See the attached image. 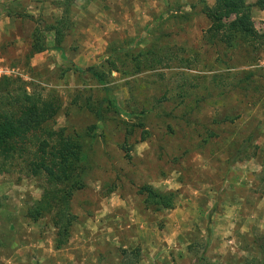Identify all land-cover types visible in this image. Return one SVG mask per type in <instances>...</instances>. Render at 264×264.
<instances>
[{
	"label": "rangeland",
	"instance_id": "rangeland-1",
	"mask_svg": "<svg viewBox=\"0 0 264 264\" xmlns=\"http://www.w3.org/2000/svg\"><path fill=\"white\" fill-rule=\"evenodd\" d=\"M210 1L0 0V80L14 82L0 89L47 117L21 156L0 154V264L264 261V11L263 38L227 44L210 37ZM74 65L96 67L121 114L97 119L104 86ZM61 135L85 158L52 186L30 164ZM48 189L71 191L60 248L55 212L28 216Z\"/></svg>",
	"mask_w": 264,
	"mask_h": 264
},
{
	"label": "trees",
	"instance_id": "trees-1",
	"mask_svg": "<svg viewBox=\"0 0 264 264\" xmlns=\"http://www.w3.org/2000/svg\"><path fill=\"white\" fill-rule=\"evenodd\" d=\"M65 1L66 3H71L74 0ZM254 7L264 11V0H258L255 4H248L246 0H215V4L212 7L206 6L204 14L213 21L210 37L220 35L221 39L225 40L227 44H231L238 38L245 41L263 38V35H260L256 29L252 17V9ZM229 17H233V19L227 23L226 19ZM62 24L63 22L60 21L53 28L56 32L57 42L59 43L58 50H62L60 48L62 42L60 26ZM44 50L42 48L38 52ZM73 68L76 73L90 74L98 83L104 86L105 97L96 111V116L99 121L104 119V107L114 114L118 115L122 113L117 100L112 94L111 88L106 86L105 80L97 72L95 66H91L86 70H82L75 65ZM1 84L8 87L13 85L14 82H11V79H4L0 80ZM10 92L7 88L0 89V148H4L0 154L4 155L5 159L10 158L14 152H18L20 154L19 156H21L24 150L22 145H25L26 140L30 139L28 135L38 132L42 127L41 125L47 119L45 115L46 111L41 109L40 103L35 97L19 93L9 99L12 96ZM61 136L56 142L57 145L54 144L51 149H48V144L42 143L40 153L35 154V158L30 164L33 175H47L52 186L70 181L71 176L67 173L69 166L75 164L77 161H83L85 158L84 156H80L81 153L78 146H73L69 138ZM5 169V165L1 166L0 162V173L4 172ZM73 183V186H75L74 181ZM144 191H146L148 198L152 199L154 204H157L159 207H171L172 201L170 197L156 193L149 187H145ZM59 193L53 190L49 191L48 189L43 200L38 204L36 203L35 207L28 213L29 217L37 219L46 211L55 212L54 223L58 230L56 240L58 248L65 245L68 241L69 228L75 218L69 211L71 191L67 193L62 191L61 194ZM260 264H264V261Z\"/></svg>",
	"mask_w": 264,
	"mask_h": 264
},
{
	"label": "crops",
	"instance_id": "crops-1",
	"mask_svg": "<svg viewBox=\"0 0 264 264\" xmlns=\"http://www.w3.org/2000/svg\"><path fill=\"white\" fill-rule=\"evenodd\" d=\"M210 4H215V0L214 1H210Z\"/></svg>",
	"mask_w": 264,
	"mask_h": 264
}]
</instances>
